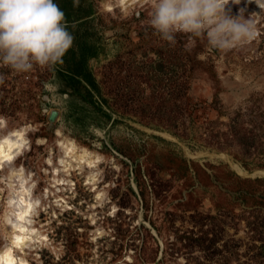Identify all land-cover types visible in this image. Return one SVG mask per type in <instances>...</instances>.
<instances>
[{"label":"rangeland","instance_id":"1","mask_svg":"<svg viewBox=\"0 0 264 264\" xmlns=\"http://www.w3.org/2000/svg\"><path fill=\"white\" fill-rule=\"evenodd\" d=\"M68 7L70 50L85 32L94 52L80 85L86 101L58 74L69 51L53 69L0 64V132L28 126L14 166L35 181L32 221L47 236L15 254L30 264H264L262 9L230 3L255 22L256 37L220 52L204 37L161 39L148 24L152 0ZM57 130L101 156L97 185L84 163L59 170L72 188L54 184ZM8 170L0 168V249L11 243Z\"/></svg>","mask_w":264,"mask_h":264},{"label":"clouds","instance_id":"2","mask_svg":"<svg viewBox=\"0 0 264 264\" xmlns=\"http://www.w3.org/2000/svg\"><path fill=\"white\" fill-rule=\"evenodd\" d=\"M230 3L240 0H152L148 24L170 43L185 33L206 38L210 50L228 52L256 37L255 22L245 18L244 9L233 14ZM255 3L264 9V0ZM74 39L54 0H0V64L12 71L53 69Z\"/></svg>","mask_w":264,"mask_h":264},{"label":"bare ground","instance_id":"3","mask_svg":"<svg viewBox=\"0 0 264 264\" xmlns=\"http://www.w3.org/2000/svg\"><path fill=\"white\" fill-rule=\"evenodd\" d=\"M117 1L126 4L130 2L134 3L137 0ZM107 6L110 7L111 4L108 3ZM262 11L264 13V9ZM4 127H6V122L0 117V128ZM27 128V125H20L0 132V168L3 170L9 169L10 180L8 187L10 191L9 208L4 216V225L9 226L11 230V243L0 249V264H30L24 256L15 254V250H23L29 241L41 244L47 238L44 232L39 231L32 221V217L37 213V200L32 193L35 181L28 179L29 177L25 175L23 166H14V161L28 147L27 142L29 140L25 134ZM56 134L59 135L58 142L61 146L62 154L59 163L53 166V171H51L54 184L56 186L70 185L67 188H72L74 184L73 180L60 176L59 170H64L68 167L73 169L80 168L82 163H84L83 165L91 169L89 184H93V186L97 185L99 178H97V172L93 168L101 160V156L98 153L90 152L84 145L78 149L76 140L73 137L60 133L59 130H57ZM40 141L43 142V139H40ZM98 195L100 196L101 193L99 192Z\"/></svg>","mask_w":264,"mask_h":264},{"label":"trees","instance_id":"4","mask_svg":"<svg viewBox=\"0 0 264 264\" xmlns=\"http://www.w3.org/2000/svg\"><path fill=\"white\" fill-rule=\"evenodd\" d=\"M71 1L72 0H54V2L58 4L61 10L65 13L67 28L69 27L70 22L76 19H73L70 16V9L68 5H70ZM69 52H71L70 63L66 68L59 69L58 74L65 81L72 94H80V97H83L86 101L88 94L81 91L80 85L83 79L82 76L85 72V63L88 58L94 55V52L85 32L82 33L80 38V50L73 49L69 50ZM95 108L98 110L100 109L99 106H96Z\"/></svg>","mask_w":264,"mask_h":264}]
</instances>
